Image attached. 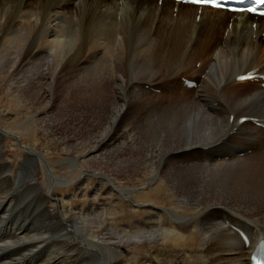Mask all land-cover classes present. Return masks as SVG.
Wrapping results in <instances>:
<instances>
[{
  "label": "bare ground",
  "instance_id": "bare-ground-1",
  "mask_svg": "<svg viewBox=\"0 0 264 264\" xmlns=\"http://www.w3.org/2000/svg\"><path fill=\"white\" fill-rule=\"evenodd\" d=\"M250 71L264 75V17L171 0H0V90L33 109L45 97L23 83L111 92L91 148L67 125L59 139L76 180L36 144L58 90L22 134L0 125V264H251L264 240V87L237 81ZM166 184L178 206L158 205Z\"/></svg>",
  "mask_w": 264,
  "mask_h": 264
},
{
  "label": "rangeland",
  "instance_id": "rangeland-1",
  "mask_svg": "<svg viewBox=\"0 0 264 264\" xmlns=\"http://www.w3.org/2000/svg\"><path fill=\"white\" fill-rule=\"evenodd\" d=\"M34 1H36V0H34ZM177 10L178 9H175V16L177 14ZM137 15H138V13H137ZM40 43L41 42L39 41V44ZM224 47H226V46H224ZM9 52H11V51L9 50ZM7 57H9V58H7ZM12 58H13V54H11V55L8 54L6 56V60L4 62L8 63V64L6 63V65L8 67H10L9 61L12 64V60H11ZM5 63H4V66H6ZM197 67L199 68L200 64H198ZM28 68L30 69L31 67L28 66ZM59 70H61V69H59ZM179 70H180V68H177V71H179ZM182 78H184V77H181V81H182ZM5 84H9V83H0L1 86H4ZM14 84H22V83H14ZM37 84H35V83H23V85H25V86L28 85V87L30 86L33 90L39 91L46 98V99L44 98V100H46L45 102L42 101L43 104H42V102L40 103L43 106H40V104L35 106V109H37V110L39 109V111H41V109L42 110L45 109L46 106L49 104V103H46L49 101V99H48V97H46V95L48 96V93L51 91L50 89H52L54 91L58 90L55 92L56 97H57V100H56V106L57 107L55 108L57 110V114L55 116L56 118L49 119L50 116L48 114H50V113H44V114H46L45 116H43L42 114L40 115V117L42 116L43 119L40 121L41 123H38V124L41 126L43 125L44 129L46 126V130L48 132H43L42 130L39 132L37 131V133L40 134L39 139H38L39 141H36L37 147L39 149L47 150L51 164L57 169V171L59 173H61V175L68 176L74 180L79 179L80 176L82 175L81 171H74V169H68L66 172H64L61 170L60 165H58V161H62V160H65L66 158H68V156L62 151L63 147H62L61 143L59 142V139L62 137V132H64L63 130H65V125H67L69 127V129H71L70 130L71 133L69 132V134L71 136H75L78 139V142L85 143L86 149L91 148V147H89V146H91V144L88 143L87 140H89L90 136H93L94 133L99 131L100 126H104L103 124H101V122L98 121V118H100V116H101L100 108H102L103 105L104 106L108 105V101L106 98H108V100L111 99L110 96H108V95H111V92L109 89L105 90L104 83H66V84L62 83L64 85L62 88H61V83H37ZM53 85H54V88H53ZM65 87H66V89H65ZM111 89L113 91L112 87H111ZM61 90H63L62 95H61ZM47 91H49V92L47 93ZM82 92H83V94H82ZM151 93H154L155 95H159V93L161 94V92L159 90H154L153 92L151 90ZM61 97L64 100L63 99L61 100ZM0 100H1V104H0V125L5 127V129L10 131V132H16L19 135L22 134L20 132V130H18V128L20 127L22 122H24L25 120H27L29 118V116L34 114L35 109H33L32 106H30V104H27L26 107H25V105H23V107L20 106L19 105V100H20L19 95L18 94L13 95L11 93L6 92L5 90H0ZM57 103L59 104V107H58ZM105 108H106V106H105ZM102 115H104V113H102ZM46 117H48V118H46ZM51 122H52V124L56 123L57 126H55V127L50 126V125H52ZM121 123H122V120H121ZM126 132H127V130H126ZM33 138L34 137L27 135V138L23 137L22 140H23L25 145H32L36 139V138H34V139ZM123 139H121V140L124 143ZM9 144H11V142ZM119 147L121 148L122 146H118L117 148H119ZM115 148H116V146H115ZM112 149H114V148H112ZM106 150L108 151V148H106ZM11 153H13V151H11ZM22 154H23V152L20 148L17 149V152L13 153L14 159L16 158V160H15L16 162L21 161L20 155H22ZM117 176H119V178H121V177L124 178L123 173H119V174H117ZM73 177H75V178H73ZM74 184L69 185L68 187H60V190L62 191L63 194H71V189H72ZM92 186L93 185L89 186L90 191H91V188H93ZM167 186L168 185L166 184V186L162 187L159 190V192H158L159 195H158L157 199L159 198L158 199V201H159L158 205L159 206L164 205L167 208H169L170 206L172 207L174 205H177V202L173 196L172 190L169 189L170 188L169 186L168 187ZM133 188H136V187L134 186ZM101 198H104V196ZM73 201L77 205H81V204L89 203L91 200L88 197L87 199L76 198V199H73ZM125 205L127 206V203ZM120 216L123 218L124 213H121ZM136 217L141 218V214L138 213V215L135 216V218ZM124 220H125V218H124ZM196 234H197L196 238L198 240L195 238V240H193V242L195 244L200 243L199 249H201V245L203 244L204 238L200 234V231H199V233H196ZM131 252H133V249L127 250L128 254H131Z\"/></svg>",
  "mask_w": 264,
  "mask_h": 264
},
{
  "label": "snow or ice",
  "instance_id": "snow-or-ice-1",
  "mask_svg": "<svg viewBox=\"0 0 264 264\" xmlns=\"http://www.w3.org/2000/svg\"><path fill=\"white\" fill-rule=\"evenodd\" d=\"M187 2L197 4V5L211 6L215 8L224 7L223 0H187ZM230 10L231 11H243L244 9H230ZM248 11H254V10L248 9Z\"/></svg>",
  "mask_w": 264,
  "mask_h": 264
}]
</instances>
